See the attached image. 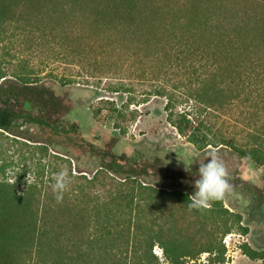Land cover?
<instances>
[{
	"label": "trees",
	"instance_id": "16d2710c",
	"mask_svg": "<svg viewBox=\"0 0 264 264\" xmlns=\"http://www.w3.org/2000/svg\"><path fill=\"white\" fill-rule=\"evenodd\" d=\"M251 1L257 12L222 0H0V264H204L199 259L205 253L208 264H226L224 237L233 230L247 234L248 228L223 200L190 209V173L165 168L159 160L116 156L111 148L103 168L125 177L123 190L109 203L128 211L126 227L106 232L103 225L102 232H89L96 212L89 192L97 175L85 182L87 188L80 183L60 220L44 221L33 201L35 188L19 195L6 178L12 162L3 159L4 146L13 140L5 134L25 138L21 128L30 124L59 136L77 130L64 120L66 98L24 54L58 44L74 62L90 57L97 76L86 83L126 95L119 108L100 100L120 134L139 116L130 106L160 96L167 121L197 151L228 148L264 167V0ZM126 64L133 81L102 82L121 75ZM135 81H153L152 91L133 89ZM101 111L94 109V116ZM141 176L169 179L185 190L154 189ZM158 198L191 215L196 229L183 231L169 214L171 220L155 232ZM156 245L162 261L152 252ZM241 251L250 260H264V251L247 244Z\"/></svg>",
	"mask_w": 264,
	"mask_h": 264
},
{
	"label": "rangeland",
	"instance_id": "374dc122",
	"mask_svg": "<svg viewBox=\"0 0 264 264\" xmlns=\"http://www.w3.org/2000/svg\"><path fill=\"white\" fill-rule=\"evenodd\" d=\"M201 1L206 3V0ZM222 1L240 11L257 12L251 0ZM64 49L62 45L45 44L31 47L24 54L34 65V70L44 76V81L66 98L69 113L64 120L68 124H76L77 130H70L67 135L59 136L38 125L30 124L21 128L26 133L25 138L5 134L13 140L7 141L8 144L4 146L5 149L8 148V152L3 159L12 162V166L6 170V178L19 195L31 190V187L35 188L33 201L38 218L44 221H57V218L60 220V216H64L63 209L78 192L80 183L84 182L83 186L87 188L90 185L85 182L97 175L91 186L94 188L89 192V199L94 201L92 207L96 212L92 215L93 223L88 231L102 232L101 228L105 225L106 232H122L123 226L126 227L128 211L123 206L118 209L115 204L109 202L115 191L123 190L124 185L121 184L125 174H115L103 168V164L111 160L106 156L111 148L116 156H136L148 164L159 160L157 163L165 168L190 173L191 180H194L189 183L193 188L192 191L188 190L190 195L194 193L195 181L199 179V166L205 163L210 155H215L224 164L231 185V191L223 199L224 206L230 212L239 214L241 226L248 228L247 234L233 230L224 237L226 264H264V260L248 259L241 251L243 244L256 251H264V167L240 158L228 148L209 147L204 151H197L185 138L179 136L167 121L164 111L166 100L160 96H150L147 103L130 106L129 110L136 109L139 116L135 122L126 124L124 135L120 134L114 128V118L110 117L106 108L103 109L104 105L100 100L114 101L119 108L125 102L126 95L123 92L108 93L102 86L95 87L86 83V80L94 82V76H97L91 71L92 60L88 57V62H74L68 54L64 55ZM119 56L120 54L116 57ZM123 71L121 75L104 79L102 82L116 83L122 80L121 82L127 84L133 81L129 79L133 69L126 64ZM153 83L149 81L139 84L135 81L133 89L149 93ZM97 108L102 110V116H94V109ZM62 169L68 170L71 181L63 201L57 203L51 188V177ZM140 182L154 189L185 190V187L177 182L154 176H141ZM145 204L146 201L140 202L143 207ZM154 205L155 224H159V227L153 228L155 232L166 225L169 218L171 220L169 214H173L176 226L183 231L190 233L196 229L197 223L182 208L161 198L155 200ZM144 210L146 211L145 208ZM141 222L144 224L145 220ZM117 224L119 227H116ZM138 232H145V229L142 228ZM152 252L159 260H163L162 250L157 245L153 247ZM199 261L208 264V254L200 255Z\"/></svg>",
	"mask_w": 264,
	"mask_h": 264
},
{
	"label": "clouds",
	"instance_id": "9594fccd",
	"mask_svg": "<svg viewBox=\"0 0 264 264\" xmlns=\"http://www.w3.org/2000/svg\"><path fill=\"white\" fill-rule=\"evenodd\" d=\"M199 174V179L194 184L195 191L190 196V209L208 208L211 202L223 200L231 191L227 170L215 155H210L209 159L199 166ZM51 179L52 192L57 203H60L69 188L71 177L67 169H62L54 173Z\"/></svg>",
	"mask_w": 264,
	"mask_h": 264
}]
</instances>
